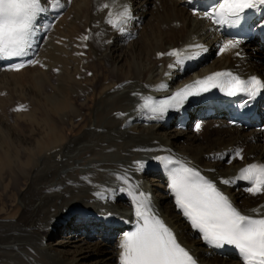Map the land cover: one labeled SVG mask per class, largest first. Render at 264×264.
<instances>
[{
	"label": "bare ground",
	"instance_id": "obj_1",
	"mask_svg": "<svg viewBox=\"0 0 264 264\" xmlns=\"http://www.w3.org/2000/svg\"><path fill=\"white\" fill-rule=\"evenodd\" d=\"M60 3L65 6L52 8L48 0L47 11L36 20L28 52L40 63L16 71L6 69L0 58V111L15 108L14 100L21 96L31 104L30 111H18L14 124L0 122V264H121L120 244L141 223L136 215L141 201L199 264H239L218 257L195 233L178 211L162 167L170 159L196 168L244 212L264 205V194L253 196L239 180L219 182L238 176L255 161L264 163V102L261 132L230 127L221 112L208 117V109L200 107L153 119L155 114L145 112L142 102L219 70L264 78V47L240 43L218 55L230 39L192 0H123L118 6L116 0H80L71 7L70 0ZM103 3L113 12L123 5L131 9L125 33L106 23L109 10H98ZM66 7L67 16L56 32L44 38L37 26L48 32L53 9ZM263 10H256L255 19ZM85 35L88 42H79ZM175 49L195 58L177 64L176 57H160ZM102 66L108 72L97 77ZM20 81L32 86L18 89ZM183 119L187 130L192 125L197 132L179 130ZM206 119L211 124L204 130ZM9 197L11 211L5 201ZM107 212L111 222L99 216ZM57 236L61 241L54 243ZM70 243L76 244L72 254L65 251Z\"/></svg>",
	"mask_w": 264,
	"mask_h": 264
},
{
	"label": "snow or ice",
	"instance_id": "obj_2",
	"mask_svg": "<svg viewBox=\"0 0 264 264\" xmlns=\"http://www.w3.org/2000/svg\"><path fill=\"white\" fill-rule=\"evenodd\" d=\"M47 3L48 0H0V58L23 57L28 54V49L32 47L31 37L36 30V20L41 13L47 11ZM261 5H264V0H220L203 16L215 24H225L230 22L229 18L239 19L245 10ZM50 6L63 8L65 5L60 3V0H51ZM105 9L109 10L106 23L120 33H125V25L132 19L131 9L123 5L121 11L113 12L109 3H103L98 10ZM81 39L87 41L90 36L85 35ZM239 45V40H226L219 48L218 54L237 49ZM190 47L202 48L201 45ZM235 54L240 55L239 52ZM160 55L176 57L177 64H183L185 59L195 58L191 55L182 57L179 50ZM27 63L40 62L33 59ZM25 66L24 63H19L11 67L19 71ZM213 88H221L230 96L245 93L254 98L264 90V81L255 76L244 80L232 72L217 71L185 85L168 99L160 101L158 106L153 107L151 102H146L144 107H151L153 113H158L159 116L151 117L157 119L169 107L178 108L190 96L200 95ZM15 110L26 109L24 105H20ZM236 155L240 156V152ZM172 171L171 188L176 204L191 226L202 233V238L216 247L235 246L245 264H264V205L244 212L217 187L216 182L201 175L196 168L184 164ZM237 180L250 182V186L245 190L253 196L264 194V164H248L240 170L238 176L231 179L222 178L219 182L231 185ZM136 215L141 223L134 232L125 234L120 244L121 264H196L189 250L182 246L173 230L151 211L150 206L144 205L142 201L138 202Z\"/></svg>",
	"mask_w": 264,
	"mask_h": 264
},
{
	"label": "rangeland",
	"instance_id": "obj_3",
	"mask_svg": "<svg viewBox=\"0 0 264 264\" xmlns=\"http://www.w3.org/2000/svg\"><path fill=\"white\" fill-rule=\"evenodd\" d=\"M75 1V2H74ZM168 1V0H167ZM78 2H80V0H70V4H69V7H71L72 5H74L75 3H78ZM69 7H66V8H64L63 10H62V13H61V15L60 16H56V15H53V17L54 18H51V19H49L48 20V22L50 23L49 25V31L47 32V30H45L44 28V25H38L37 26V29L40 31H42L43 32V34H46L45 36H44V38H47L46 36H48L49 34L48 33H50L52 30H54V33L56 32V30H55V28L65 19V17L67 16V13H68V10H69ZM85 21V19H83V22ZM180 24V23H179ZM178 23H177V26L179 25ZM143 25V24H142ZM181 25V24H180ZM180 25L178 26V27H180ZM43 26V27H42ZM144 26V25H143ZM161 27H163V28H166V24H163ZM43 29V30H42ZM139 34H140V32H139ZM82 39L81 38H79V42L81 41ZM115 45L117 46L118 45V43H115ZM120 48V46L118 47V49ZM86 50V49H85ZM40 51V50H39ZM87 51V50H86ZM84 53H87V54H85V55H88V51L87 52H85V51H83ZM39 53V52H38ZM118 55H120V52H118V53H116V56H118ZM218 55H220V54H218ZM163 56V55H162ZM161 55H160V57H162ZM36 57L37 56H35V57H33V59H36ZM214 57H216V54H214L212 57H211V59L209 60V62L208 63H210L211 61H213L215 58ZM83 65L84 64H82V67H83ZM205 65V64H204ZM200 68L201 67H198V68H195L194 70H196V72H198L199 70H200ZM100 72V73H99ZM97 74H96V76L97 77H100V76H103V75H105V74H107V72H108V68H106V67H101V69H100V71H99ZM105 73V74H104ZM18 75V76H17ZM22 75H26V72H24V73H17L16 75H12V74H9L7 77L8 78H11V76L12 77H14V76H16V78H18V77H21ZM21 82V86H19L18 87V89L19 88H24V90H28L29 89V87H30V85H31V83L28 81V82H24V81H20ZM30 83V84H29ZM32 86V85H31ZM25 87H26V89H25ZM3 93H1V95H2V97H6L5 95H6V93H7V91H2ZM18 97L20 98V96H19V94H18ZM21 100L20 101H18V100H14V106H15V108L13 107L12 109H10V107H8L7 108V110L5 111V112H1L0 111V122L1 121H9L10 123H12V124H14L15 122H16V120L15 119H18V117H17V114H18V111H16L15 109H17L20 105H26L25 106V109L26 110H24V111H26L27 112V110L28 111H30V109H31V104H29L30 102V99H28V97H26V99H25V97L24 96H21V98H20ZM24 101H23V100ZM27 100V101H26ZM17 101H18V104H17ZM24 102H26V103H24ZM13 104V103H12ZM20 104V105H19ZM27 107V108H26ZM62 107L63 106H61L60 105V108L62 109ZM30 108V109H29ZM5 114V115H4ZM5 116V117H4ZM90 116H92V113H90ZM8 117V118H7ZM17 117V118H16ZM6 118V119H5ZM5 119V120H4ZM211 124V122H208V120H207V123H205L204 125H203V129L204 130H207L208 129V127H209V125ZM192 126V125H191ZM190 125H189V129L188 130H182L183 132H193V133H196L197 132V127H195L194 129H193V131H192V128H190L191 127ZM172 128L174 129V128H176L174 125L172 126ZM207 128V129H206ZM263 130V128L261 129V130H259V131H257L256 130V132H261ZM27 134H28V132L27 131H25ZM190 132V133H191ZM159 198V196H157V199ZM5 201H7V207H8V210L9 211H11V208H10V206H12V204H13V201L11 200V198L9 197V199H5ZM10 201V202H9ZM12 201V202H11ZM17 204H18V207L20 208V210H22V206L20 205V203L19 202H17ZM70 240H72L73 238L72 237H70L69 238ZM58 241H61V238H59V236H57V240H55L54 241V243L56 242H58ZM75 243H70L69 244V247L68 248H66L65 249V251H70L69 253L70 254H72L74 251H75ZM104 260V259H103ZM103 263H106V260L103 262Z\"/></svg>",
	"mask_w": 264,
	"mask_h": 264
}]
</instances>
